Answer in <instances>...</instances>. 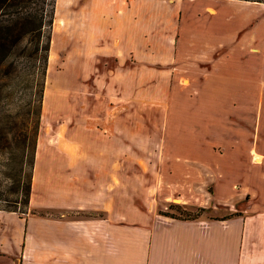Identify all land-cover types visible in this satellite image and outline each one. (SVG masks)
I'll list each match as a JSON object with an SVG mask.
<instances>
[{"label":"crops","instance_id":"1","mask_svg":"<svg viewBox=\"0 0 264 264\" xmlns=\"http://www.w3.org/2000/svg\"><path fill=\"white\" fill-rule=\"evenodd\" d=\"M212 6L209 16L200 10L199 20L206 26L232 20L223 24L237 35V12ZM252 26V44L231 42L226 56L217 59L209 56L214 43L205 49L200 41L180 46L170 32L161 43L152 34L155 40L147 43L152 48L145 52L163 71L146 70L137 57L128 67L127 53L144 50L143 32L111 31L119 42L97 49V60L104 53L119 58L110 67L94 66L100 90L87 119L95 135L65 137L66 145L55 150L43 141L36 155L41 200L33 190L30 197L40 212L0 209V264H264V14ZM183 51L193 56L187 64L181 63ZM203 51L206 57H200ZM195 56L203 58L199 65H209L193 72ZM181 68L192 82L182 95L173 81ZM145 81L154 87L145 88ZM164 120L168 129L161 135ZM149 121L156 142L168 148L153 153L161 173L165 167L170 175L180 170L192 187L204 170L215 181L213 194L233 196L238 207L227 206L219 215L179 216L153 209L152 203L133 204L128 214V203H112V175L125 178L122 148L129 133L136 142L143 138L138 131ZM37 171L35 164L33 177Z\"/></svg>","mask_w":264,"mask_h":264},{"label":"rangeland","instance_id":"2","mask_svg":"<svg viewBox=\"0 0 264 264\" xmlns=\"http://www.w3.org/2000/svg\"><path fill=\"white\" fill-rule=\"evenodd\" d=\"M213 3L221 4L225 14L237 12L238 17L233 23L240 25L239 31L235 28L237 35L228 33L227 29L230 26L224 25L230 24L232 20L222 18L224 24L214 23L212 26L211 24L206 26V21L199 20L197 14L200 10L204 16H209L213 12ZM263 14L264 2L258 0H55L54 16L44 29V39L49 38L50 42L43 76H40L39 68H36L37 63H34L32 58L28 60L21 58L10 77H0V124L8 136L12 135V138H5V143L8 140L15 142L14 136H18L19 140V136L24 135L25 139L21 138L15 145L20 146L25 141L27 151L30 152L32 141L35 142L33 167L28 160L23 165L25 172L31 168L35 200H41L38 178L41 163L39 167V161L36 163V155L38 154L39 157L43 151V141L55 150L58 144L66 145L62 143L65 137L71 138L72 135L81 132L87 137L95 135L96 128L90 127L87 119L89 111L91 109L93 111L94 106L98 104L96 93L100 90V86L94 80V72L97 70L94 66L98 62V66L110 67L118 57L117 53H104L99 55L97 60L96 52L114 39L116 43L113 46H117L119 40L113 37L111 31L123 28L143 32L144 50H141L140 55L127 53L128 67L132 66L133 60L140 58L144 59L143 67L146 70L157 67V70L163 71L160 66L152 63V53L145 52L147 48H152L147 47L148 42L151 44L152 40H155L152 34L159 35L161 43L164 41L163 37H167L170 32L174 35L173 41L180 46L191 47L192 41L196 43L200 41V45L205 49L206 45L214 43L218 46L214 50L209 48L213 52L209 53V56L217 59L226 56L225 52L232 46L231 42L252 44L250 42L253 37L250 33L254 35L252 25L258 19H262ZM262 22L259 21L261 24ZM61 37L64 38L60 39ZM117 49L119 51V48ZM153 50L158 51V49ZM185 53L183 51L181 59L184 60L181 61L183 64H187L186 61L190 57L193 58ZM196 54L199 56V53ZM120 55L123 57L121 51H119ZM198 56L194 57L198 62L193 63V67L189 68L193 72H198L199 67L205 64L209 65L206 61L199 65L200 59L203 58ZM200 57H206L204 51ZM176 71L178 74L173 81L180 87L178 93L182 95V89L190 86L192 82L185 77L187 73L185 68ZM129 82L131 83L127 81ZM40 83L42 93L39 95ZM151 85L154 87L152 81H145V88ZM148 124L143 131H138V135L143 138L136 142L134 134L129 133L128 145L122 148L125 155L123 161L125 178L121 181L119 176L112 175V203H119L120 199L123 203H128V214L132 211L133 204L145 206L152 203L153 209L179 216L219 215L227 210V206L232 209L238 207L234 205L237 201L233 196L226 198L213 194L215 181L213 176L204 170L202 171L204 177H193L192 187H188L187 181L183 180L180 170L170 175L165 167L164 173H161V170H158L160 161L153 158L155 157L153 153L163 151L164 147L167 148V144L156 142L157 138L153 136L155 127L152 121ZM158 128L160 134L164 135L168 129L165 120ZM7 146L9 147V144ZM6 161H8L6 154H0V206L13 205L16 197L14 183H10L8 176L11 168L6 166ZM162 162L165 165V161ZM35 164H38V171L36 177H33ZM33 179L36 181L34 186ZM16 207L20 208L19 211L26 209L25 212L20 213L23 215L40 212L39 205H31L30 202L24 204L21 201Z\"/></svg>","mask_w":264,"mask_h":264},{"label":"trees","instance_id":"3","mask_svg":"<svg viewBox=\"0 0 264 264\" xmlns=\"http://www.w3.org/2000/svg\"><path fill=\"white\" fill-rule=\"evenodd\" d=\"M54 2L55 0H0V77H10L21 58H32L34 63H37L36 68H39L40 76H43L50 42L49 38L44 39V29L54 16ZM39 88L40 95L41 83ZM11 136L7 135L0 124V154L5 153L7 156L6 166L11 168L8 176L16 191L13 205L4 204L0 208L22 213L26 209L19 211L20 208L16 207V204L21 201L28 204L32 190L31 168L25 172L23 165L28 160L33 167L35 142L32 141L31 151L28 152L25 141L20 146L15 145L21 138L25 139L24 135H20L19 140L18 136H14L15 142L8 140L5 143V138H12Z\"/></svg>","mask_w":264,"mask_h":264},{"label":"bare ground","instance_id":"4","mask_svg":"<svg viewBox=\"0 0 264 264\" xmlns=\"http://www.w3.org/2000/svg\"><path fill=\"white\" fill-rule=\"evenodd\" d=\"M259 157V156H258ZM258 157H256V159H259Z\"/></svg>","mask_w":264,"mask_h":264}]
</instances>
